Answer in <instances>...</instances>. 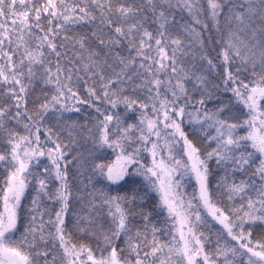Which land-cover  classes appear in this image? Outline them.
<instances>
[{
  "label": "snow or ice",
  "instance_id": "1",
  "mask_svg": "<svg viewBox=\"0 0 264 264\" xmlns=\"http://www.w3.org/2000/svg\"><path fill=\"white\" fill-rule=\"evenodd\" d=\"M0 145V264H264V0H0Z\"/></svg>",
  "mask_w": 264,
  "mask_h": 264
},
{
  "label": "trees",
  "instance_id": "2",
  "mask_svg": "<svg viewBox=\"0 0 264 264\" xmlns=\"http://www.w3.org/2000/svg\"><path fill=\"white\" fill-rule=\"evenodd\" d=\"M78 31H80L81 33H83L85 31V29L83 27L79 28ZM90 35V32L88 33ZM69 49H71V45H68ZM126 51V50H125ZM69 55H71V52H69ZM67 65V62H64ZM81 75H84L83 72H81ZM74 79H75V74H74ZM85 79H87V77L85 76ZM91 80L88 81L89 84H91ZM78 87V91L79 94L81 96L87 97V91H86V87H85V83L84 80H81L78 82V84L76 85ZM129 91H131V89H128ZM36 94H39V88H37V92ZM231 94L228 93L225 95V100L228 98V96H230ZM98 103V102H97ZM31 106V105H30ZM100 107H106V105L100 104ZM209 108H212L213 105L209 104L208 105ZM113 111H118L120 114H124V108L121 106L119 109L117 110H113ZM92 113L93 115H95L94 113V109L92 108H88L87 106H83V111L81 113H64L65 116H71L74 120H77L79 124L84 125V124H88L90 127L92 126V124H94V121L92 120L91 116H89L88 114ZM138 114L136 113H128L127 114V118H128V122L132 123V122H136ZM51 123L55 124V121H52ZM22 130V129H21ZM54 132H60L61 133V138L67 143L68 142V131L64 130L60 127H54L53 128ZM85 133H82L80 129H77L75 132H73V135L76 137V144H74L72 146L73 151H72V155H76L77 152H83L85 158L89 159L90 161V157H88V152L87 150L89 148H91V141H85L84 137ZM43 139V137H42ZM214 146V145H213ZM3 146L0 145V151H3ZM107 156L110 157L111 159H114V156L111 153V150H106ZM71 158V157H69ZM214 163H213V167H214ZM85 171H84V182L87 183V178L88 175L90 173V167L88 165H85ZM72 171H75V167L73 166ZM78 183V181H77ZM92 183L96 186V187H100L103 183H106L105 181L100 180L98 177H93ZM190 191V190H189ZM150 196L153 197V199L145 204V210L148 211L151 209L152 205H154L156 203L155 200V194L154 193H150ZM28 203H30V197H29V201ZM46 205L48 207L51 206L50 202H46ZM206 215V213H205ZM53 217H54V212H53ZM45 219H47V216H45ZM208 219L211 221V217H208ZM212 223L215 225L216 228H219L220 226L218 224H215V221H212ZM69 228L71 229V222H69ZM203 230V229H202ZM83 242H87V241H83ZM118 243L122 244V241H118ZM93 247H96L95 243H93L92 245ZM97 255H99V250H97Z\"/></svg>",
  "mask_w": 264,
  "mask_h": 264
}]
</instances>
